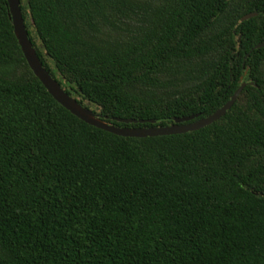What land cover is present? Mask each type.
<instances>
[{"label":"trees","instance_id":"1","mask_svg":"<svg viewBox=\"0 0 264 264\" xmlns=\"http://www.w3.org/2000/svg\"><path fill=\"white\" fill-rule=\"evenodd\" d=\"M21 7L51 74L116 125L201 118L246 86L196 130L107 131L50 93L0 0V264H264V0Z\"/></svg>","mask_w":264,"mask_h":264},{"label":"water","instance_id":"2","mask_svg":"<svg viewBox=\"0 0 264 264\" xmlns=\"http://www.w3.org/2000/svg\"><path fill=\"white\" fill-rule=\"evenodd\" d=\"M10 6V12L13 19L14 30L16 36L20 42L23 52L36 73V75L42 80L44 85L48 88L50 93L67 109L73 114L80 117L82 120L89 124L105 129L107 131L132 137H146L166 134L183 133L187 131L196 130L206 125L213 123L224 116L227 111L233 106L235 101L238 99L240 93L246 86L244 82L233 94L231 99L225 103L222 107L218 108L212 114L199 118L198 115H189L175 118L174 122L168 125H151V126H121L116 125L109 121V117L103 116L102 114L94 111L92 108L81 103L76 97L69 94L44 65L38 51L30 37L29 31L26 26V21L23 15L21 0H8ZM257 13H249L243 16L242 20L250 18ZM263 43H259L257 46L261 47ZM198 117V118H197ZM124 123H137V122H152L155 123V119H133L115 117L112 118Z\"/></svg>","mask_w":264,"mask_h":264}]
</instances>
